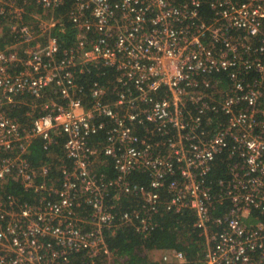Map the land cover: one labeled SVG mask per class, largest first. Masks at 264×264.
Returning a JSON list of instances; mask_svg holds the SVG:
<instances>
[{
	"label": "built area",
	"instance_id": "1",
	"mask_svg": "<svg viewBox=\"0 0 264 264\" xmlns=\"http://www.w3.org/2000/svg\"><path fill=\"white\" fill-rule=\"evenodd\" d=\"M64 2L0 0L16 40L0 50V183L16 177L33 195L0 193V264H102L107 234L146 238L164 211L191 212L202 264H264V0H71L68 46L54 31ZM106 70L109 85L79 81ZM19 102L28 126L10 115ZM34 138L50 163L27 158ZM107 163L111 174L93 169ZM123 196L135 209L115 208ZM160 251L161 264L186 261Z\"/></svg>",
	"mask_w": 264,
	"mask_h": 264
},
{
	"label": "trees",
	"instance_id": "2",
	"mask_svg": "<svg viewBox=\"0 0 264 264\" xmlns=\"http://www.w3.org/2000/svg\"><path fill=\"white\" fill-rule=\"evenodd\" d=\"M27 6V9H35L33 0ZM71 6V0H65L63 5H60L56 9V15L59 17V22L55 28V33L62 41L63 46H68L74 43L76 29L68 20L66 15L68 9ZM39 11V10H38ZM199 15L201 18L210 19L211 11L206 3H203ZM0 20V50L9 48L13 49L16 44V40L9 31V22L3 23ZM114 78L113 71L106 72H91L80 78L81 84L87 88L88 84L92 80H98L105 85H109ZM87 93L86 89L84 90ZM30 97L29 93H25L24 97ZM29 106L22 103L11 110L10 115L17 119L21 124L29 123V116L26 115ZM38 114V113H36ZM63 143V138L59 136L57 143L54 146L56 153H60V148ZM59 156V155H57ZM225 154L218 155L212 162L211 170L208 175V180L212 182L214 190H218L216 181L220 178H227V167L225 164ZM27 158L33 166H40L42 164L50 163L52 158L49 153L42 148L41 140L34 138L28 146ZM97 170L102 173L111 174L112 170L110 164L104 166H98ZM133 181L139 183H146L148 177L146 174L135 172L130 177ZM0 193H9L16 196H20L21 199L31 201L33 195L30 191L23 189L20 180L16 177H7L0 183ZM137 197L123 196L121 197L115 208L119 211L132 210L136 207ZM214 213L222 215L224 213L223 206H217L214 209ZM254 215V214H253ZM157 226L146 238L137 234L130 226H122L114 235L107 234L105 240L109 251L115 256L116 264H150L147 259V253L152 250H167L177 249L181 250L186 258V261L182 264H202V256L204 250L203 237L198 234L192 226L193 215L189 211L182 213L163 212L155 217ZM263 219V218H261ZM153 263V262H152ZM156 263V262H155ZM154 263V264H155ZM68 264H85L81 262V259L76 257L68 262Z\"/></svg>",
	"mask_w": 264,
	"mask_h": 264
},
{
	"label": "rangeland",
	"instance_id": "3",
	"mask_svg": "<svg viewBox=\"0 0 264 264\" xmlns=\"http://www.w3.org/2000/svg\"><path fill=\"white\" fill-rule=\"evenodd\" d=\"M35 11H38L39 9L38 8H36L35 7V9H34ZM0 20H5V19H2V18H0ZM3 23H8V21L6 20V21H2ZM26 22L28 23V24H30V25H34L35 24V20H34V18L32 17V15L30 14L29 15V13H28V16L26 15ZM1 25H3V24H1ZM0 25V26H1ZM1 28V27H0ZM55 31V30H54ZM25 46L24 45H21V43L20 42H18V44H17V49L20 51V53H21V50L24 48ZM6 50V49H5ZM28 101H31L32 100V98L31 97H28V96H26L25 97ZM19 99V98H18ZM24 103V102H23ZM19 104H22L21 102H19ZM24 104H27V103H24ZM28 105V104H27ZM29 106V109H30V107H31V105H28ZM56 154V153H55ZM93 169H97V166H95ZM160 254H161V251L160 250H152V251H149L148 253H147V259H148V261L150 262V260L153 262H150V264H154L155 262V264H161V262H160ZM104 258V257H103ZM103 258H101L100 260H99V262L100 263H102V264H116L115 263V256L113 255V254H110V256H109V258H105V259H103Z\"/></svg>",
	"mask_w": 264,
	"mask_h": 264
},
{
	"label": "crops",
	"instance_id": "4",
	"mask_svg": "<svg viewBox=\"0 0 264 264\" xmlns=\"http://www.w3.org/2000/svg\"><path fill=\"white\" fill-rule=\"evenodd\" d=\"M25 100V99H24ZM33 103H35L36 104V102L35 101H33ZM29 122H30V118H29ZM24 125H26L25 123H24ZM29 125V123L27 124V126ZM34 167H36V166H34ZM56 175H59V174H57V168L54 166V171H53Z\"/></svg>",
	"mask_w": 264,
	"mask_h": 264
}]
</instances>
